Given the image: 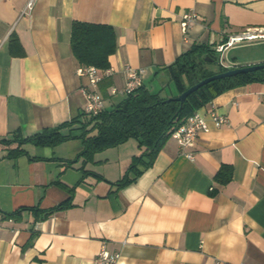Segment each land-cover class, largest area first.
Segmentation results:
<instances>
[{"label": "crops", "instance_id": "0c3cea01", "mask_svg": "<svg viewBox=\"0 0 264 264\" xmlns=\"http://www.w3.org/2000/svg\"><path fill=\"white\" fill-rule=\"evenodd\" d=\"M27 2L0 0V139H26L84 112L83 88L92 87L76 74L74 20L115 30L116 49L94 88L105 110L127 96V66L143 69L142 85L177 94L164 67L195 43L212 47L225 67L264 62L222 56L264 38L216 51L231 35L264 29V0H34L30 11ZM191 10L198 18L184 32ZM196 110L209 131L187 147L169 137L121 186L141 150L135 138L85 161L79 138L27 141L14 158L0 146V264H94L103 246L119 253L117 264H264V80L224 89ZM212 111L227 122L216 126ZM222 165L232 169L226 183L216 180Z\"/></svg>", "mask_w": 264, "mask_h": 264}, {"label": "trees", "instance_id": "16d2710c", "mask_svg": "<svg viewBox=\"0 0 264 264\" xmlns=\"http://www.w3.org/2000/svg\"><path fill=\"white\" fill-rule=\"evenodd\" d=\"M9 41L11 53H16L14 43ZM226 41V40H225ZM72 52L81 65H94L98 69L109 67V56L116 49L115 30L107 23H96L74 20L70 31ZM215 57L206 61V56ZM176 89L177 94H161L160 90H152L139 85L130 91L125 99L109 110L103 109L96 115L85 112L71 122L62 123L56 127L46 128L40 133L26 139L18 137L0 139V146L7 155L16 157L25 154L23 144L32 141L40 145H53L70 138L82 141L85 160L92 158L95 152L119 145L129 138H135L140 151L134 154L127 172L118 180V186L132 181L143 168L149 166L164 142L197 108L208 104L216 95L234 86L246 84L254 80H264V69L240 73L212 80L190 93L185 101H167L168 97L176 96L184 89L199 80L224 71L227 67L221 65L215 50L205 43H195L176 57L173 63L164 67ZM79 123L78 133L61 132L64 126ZM130 174L133 176L131 177ZM232 169L222 165L216 175V180L226 183L231 179ZM65 202L55 204L45 211L52 213L65 206Z\"/></svg>", "mask_w": 264, "mask_h": 264}, {"label": "built area", "instance_id": "2783aa9c", "mask_svg": "<svg viewBox=\"0 0 264 264\" xmlns=\"http://www.w3.org/2000/svg\"><path fill=\"white\" fill-rule=\"evenodd\" d=\"M33 6L34 0H28L26 4V10L30 11ZM197 18L198 13L196 11H186L183 14L182 18V30L185 32L186 29ZM255 38H264V29H246L243 32H240V34L231 35L226 41L216 47V51L222 53L226 48L232 46L237 42H240L245 39ZM126 71L127 84L125 90L123 91L127 95L134 88L141 85V74L143 69L127 66ZM76 74L79 76L86 77L88 80V85L92 87L83 88V91L86 93L87 97L86 105H84V112L90 115H96L100 113L103 110V99L97 92H95L96 90L94 88L97 86L98 82L102 78L101 72L94 65H78V67L76 68ZM112 91L115 92V89H113ZM210 118L216 126L227 122L226 114H220L216 111H212V113H210ZM209 129L210 125L207 120V117L195 110L192 114L185 118V120L177 128H174L170 137L174 138L181 147H187L193 144L196 136L200 131H209ZM98 252L99 253L93 260L94 264H117L119 253L110 252L104 246Z\"/></svg>", "mask_w": 264, "mask_h": 264}, {"label": "water", "instance_id": "95a60500", "mask_svg": "<svg viewBox=\"0 0 264 264\" xmlns=\"http://www.w3.org/2000/svg\"><path fill=\"white\" fill-rule=\"evenodd\" d=\"M214 59H215V57H211L209 55L205 57L206 61H212ZM218 60H219V63L222 65L221 58L219 56H218ZM261 69H264V62L245 65V66L227 67L226 70L220 71L217 73H213L212 75L210 74V76H207V77L199 80L197 83H195V84L189 86L188 88L184 89V91H182L178 95L168 97L166 100L167 101L174 100V101L182 102V101H185L186 97L190 93H192L193 91L198 89V87H200V86H202V85H204V84H206L212 80L222 78V77L232 76V75H236V74H240V73L261 70Z\"/></svg>", "mask_w": 264, "mask_h": 264}, {"label": "rangeland", "instance_id": "374dc122", "mask_svg": "<svg viewBox=\"0 0 264 264\" xmlns=\"http://www.w3.org/2000/svg\"><path fill=\"white\" fill-rule=\"evenodd\" d=\"M223 60H229L234 57L242 58L245 57H258L264 56V45L256 44V45H236L222 53Z\"/></svg>", "mask_w": 264, "mask_h": 264}]
</instances>
